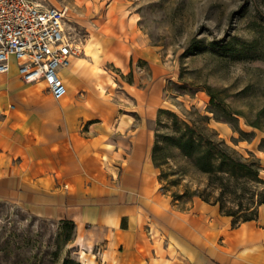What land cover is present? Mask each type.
<instances>
[{"label":"crops","instance_id":"obj_1","mask_svg":"<svg viewBox=\"0 0 264 264\" xmlns=\"http://www.w3.org/2000/svg\"><path fill=\"white\" fill-rule=\"evenodd\" d=\"M117 2L110 17L126 9ZM120 23L127 32H97V59L86 53L85 63L77 56L58 69L67 86L60 99L25 81L10 58L0 73V201L72 223L86 264H264V203L234 224L218 204L178 207L160 187L151 147L161 105L155 78L165 68L132 16ZM134 57L147 62L143 83L140 74L120 78L136 72Z\"/></svg>","mask_w":264,"mask_h":264},{"label":"rangeland","instance_id":"obj_2","mask_svg":"<svg viewBox=\"0 0 264 264\" xmlns=\"http://www.w3.org/2000/svg\"><path fill=\"white\" fill-rule=\"evenodd\" d=\"M42 1L66 7L68 31L82 42L79 63L86 53L97 59L98 31L127 32L114 25L132 16L165 68L155 78L161 105L151 147L160 187L178 207L204 198L238 217L255 215L264 194V154H255L264 148V0H114L126 9L113 17L112 0ZM130 63L136 72L120 78L140 74L143 83L147 62ZM83 257L73 225L0 201V264H86Z\"/></svg>","mask_w":264,"mask_h":264},{"label":"built area","instance_id":"obj_3","mask_svg":"<svg viewBox=\"0 0 264 264\" xmlns=\"http://www.w3.org/2000/svg\"><path fill=\"white\" fill-rule=\"evenodd\" d=\"M65 14V6L42 0H0V73L13 57L25 81L40 83L54 99L64 97L67 86L58 69L83 52Z\"/></svg>","mask_w":264,"mask_h":264},{"label":"trees","instance_id":"obj_4","mask_svg":"<svg viewBox=\"0 0 264 264\" xmlns=\"http://www.w3.org/2000/svg\"><path fill=\"white\" fill-rule=\"evenodd\" d=\"M187 140L191 143V140H190L189 138H188ZM200 157H203V156H200ZM152 160H153V158H152ZM153 162H154V161H153ZM154 164H155V163H154ZM202 168H203L204 170H210L209 167L206 166V165L203 166ZM263 190H264V189H263ZM201 199L204 200V201L213 202V203L218 204L220 211H221L222 213L226 214V215L231 216V217H232V221H233L234 224L237 223V222H239V221H244V220L253 219V218H255V217L257 216V213H258V209H257L256 214L253 215V216L248 215L247 213L243 212V214H242L241 216L238 217V216L236 215V213H237L236 211L225 210V209L223 208V206H222L221 204H219V203H218L217 201H215V200H208V199H204V198H201ZM262 203H264V194H263L262 197L260 198V200H259V202H258V206H259L260 204H262ZM62 222H66V221H62ZM67 223H69V222H67ZM69 224L72 225V223H69ZM62 264H79V261H76V260H74V259H70V258H65V259H63Z\"/></svg>","mask_w":264,"mask_h":264}]
</instances>
